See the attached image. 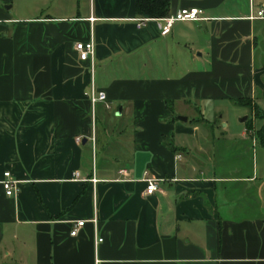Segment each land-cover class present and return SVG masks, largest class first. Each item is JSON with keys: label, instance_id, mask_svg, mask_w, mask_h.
<instances>
[{"label": "crops", "instance_id": "obj_1", "mask_svg": "<svg viewBox=\"0 0 264 264\" xmlns=\"http://www.w3.org/2000/svg\"><path fill=\"white\" fill-rule=\"evenodd\" d=\"M15 2L0 0V264H264L261 126L218 111L264 99V19H249L264 0H171L169 16L207 20L165 36L138 26L136 0ZM91 37L93 73L75 50Z\"/></svg>", "mask_w": 264, "mask_h": 264}, {"label": "built area", "instance_id": "obj_2", "mask_svg": "<svg viewBox=\"0 0 264 264\" xmlns=\"http://www.w3.org/2000/svg\"><path fill=\"white\" fill-rule=\"evenodd\" d=\"M204 12L199 8H184L177 11L175 14L168 16L163 19H159L158 21L163 22L164 26L162 27V35L165 36L170 33L171 27L177 22H201L207 20L203 16ZM250 20H263L264 19V6L262 9L258 10L256 14L252 15ZM92 21L94 19H91ZM150 19H138L137 23L139 27L145 26L147 21ZM75 50L78 53L79 60L81 62H89L91 71L93 73L94 70V60H95V42L93 38L88 42H77L75 43ZM92 105L95 106L99 102H106V95L104 93H96L94 88L92 89L91 96ZM107 109H110V106L107 105ZM5 180L3 181V189L7 196L11 197L17 192V182L11 179V175L9 172L4 174ZM93 183H96L94 180ZM147 188L146 195H152L156 191L159 190V180L153 178H146ZM95 222V220H94ZM85 224L84 221H80L76 224V228L73 230L72 235L76 236L80 227H83ZM101 241V240H99Z\"/></svg>", "mask_w": 264, "mask_h": 264}, {"label": "rangeland", "instance_id": "obj_3", "mask_svg": "<svg viewBox=\"0 0 264 264\" xmlns=\"http://www.w3.org/2000/svg\"><path fill=\"white\" fill-rule=\"evenodd\" d=\"M55 1V0H52ZM26 3H31L34 5H41V0H16L15 2V7H14V11L16 14L18 15H24L26 13ZM7 7H11L9 6H5V9ZM259 104V108H257V111L259 114L256 115L255 111V116L252 118V109L249 106H245V105H241V104H235L234 102H223L221 107L219 108V112L220 115H223L224 117V121H230L231 123H234L236 125H238V123H243L245 125H250V123L252 122V120H255L257 122V125L262 128L264 127V118L262 117V115H264V99H261L257 102ZM211 109V108H210ZM96 112V111H95ZM114 113V114H113ZM116 112H110L108 110L102 109L99 110V108H97V116L99 115H113V118L115 120H118V122L122 123L121 121H124L123 118L116 116L115 115ZM206 114V117H208L209 119H215V111L213 112H209L208 110H206L204 112ZM119 123V124H120ZM229 123V122H228ZM224 125V124H222ZM221 125V126H222ZM220 126V125H219ZM220 126V127H221ZM99 132H101L99 130ZM257 152L259 153V156H261L263 158L264 156V146H262L259 142L257 143ZM247 161L242 162L243 165L246 164Z\"/></svg>", "mask_w": 264, "mask_h": 264}, {"label": "trees", "instance_id": "obj_4", "mask_svg": "<svg viewBox=\"0 0 264 264\" xmlns=\"http://www.w3.org/2000/svg\"><path fill=\"white\" fill-rule=\"evenodd\" d=\"M171 0H136V12L138 15L147 19H162L170 14ZM243 105L249 106L256 115L259 114L257 107L250 105L248 99L239 100ZM264 118V115H262ZM258 140L262 146H264V127L258 131ZM167 145L172 149V145L169 141H166Z\"/></svg>", "mask_w": 264, "mask_h": 264}, {"label": "water", "instance_id": "obj_5", "mask_svg": "<svg viewBox=\"0 0 264 264\" xmlns=\"http://www.w3.org/2000/svg\"><path fill=\"white\" fill-rule=\"evenodd\" d=\"M8 30V28L2 24H0V33L6 32ZM120 114V112H118V115ZM179 120L186 122L187 119L185 117H179Z\"/></svg>", "mask_w": 264, "mask_h": 264}]
</instances>
